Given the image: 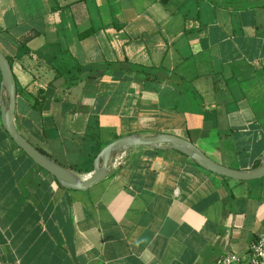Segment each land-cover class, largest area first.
Masks as SVG:
<instances>
[{
    "label": "crops",
    "instance_id": "crops-1",
    "mask_svg": "<svg viewBox=\"0 0 264 264\" xmlns=\"http://www.w3.org/2000/svg\"><path fill=\"white\" fill-rule=\"evenodd\" d=\"M0 51L18 130L81 178L94 148L131 134H176L241 170L264 158V0H0ZM110 170L62 187L0 109V264H218L264 231V176L152 147Z\"/></svg>",
    "mask_w": 264,
    "mask_h": 264
},
{
    "label": "water",
    "instance_id": "water-1",
    "mask_svg": "<svg viewBox=\"0 0 264 264\" xmlns=\"http://www.w3.org/2000/svg\"><path fill=\"white\" fill-rule=\"evenodd\" d=\"M0 75L2 93H6V98L4 99L2 96L0 99L1 121L4 129L28 157L54 176L59 184L66 189L84 191L101 182L111 173L110 167L115 156L124 152L127 153L137 147L178 151L192 159L203 169L231 180L251 181L264 176V158L261 159L260 166L252 170L231 168L215 161L193 141L176 134L160 132L152 135L131 134L108 143L94 159L93 171L85 178H81L74 170L60 164L44 153L18 130L15 121L17 104L16 80L8 57L1 51Z\"/></svg>",
    "mask_w": 264,
    "mask_h": 264
},
{
    "label": "built area",
    "instance_id": "built-area-1",
    "mask_svg": "<svg viewBox=\"0 0 264 264\" xmlns=\"http://www.w3.org/2000/svg\"><path fill=\"white\" fill-rule=\"evenodd\" d=\"M126 154L124 152L115 156L112 166L114 168L121 166ZM244 259L248 264H264V231L250 244L246 257H242L235 252H229L219 260L218 264H236Z\"/></svg>",
    "mask_w": 264,
    "mask_h": 264
},
{
    "label": "trees",
    "instance_id": "trees-1",
    "mask_svg": "<svg viewBox=\"0 0 264 264\" xmlns=\"http://www.w3.org/2000/svg\"><path fill=\"white\" fill-rule=\"evenodd\" d=\"M10 64L12 66L13 69V58L11 56H7ZM144 73L145 79L148 81H158V78H156L154 75L151 74L149 69H144L142 68L141 70ZM18 88V87H17ZM17 91H19V89H17ZM41 99V98H40ZM40 99H36L33 103V107L34 108H39L41 106V100ZM103 148V146H98L96 148H94L91 152V154L88 155V164L85 166H79L80 170L84 173H89L92 170V163L94 158L97 156V154L100 152V150ZM44 153L48 154L46 150H44L43 148H40ZM49 155V154H48ZM50 156V155H49ZM261 164V160H259L258 162H256L255 167H259Z\"/></svg>",
    "mask_w": 264,
    "mask_h": 264
},
{
    "label": "rangeland",
    "instance_id": "rangeland-1",
    "mask_svg": "<svg viewBox=\"0 0 264 264\" xmlns=\"http://www.w3.org/2000/svg\"><path fill=\"white\" fill-rule=\"evenodd\" d=\"M215 135H217V134H215ZM31 141L35 144V145H37V143L33 140V139H31ZM55 157V156H54ZM54 159H58V161H63L60 157H58V156H56V158H54ZM84 165H86V164H84Z\"/></svg>",
    "mask_w": 264,
    "mask_h": 264
}]
</instances>
